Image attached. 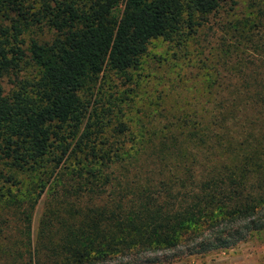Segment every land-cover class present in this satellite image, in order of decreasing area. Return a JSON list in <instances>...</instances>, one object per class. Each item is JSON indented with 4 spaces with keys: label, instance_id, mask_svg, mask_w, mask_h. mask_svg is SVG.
Returning <instances> with one entry per match:
<instances>
[{
    "label": "trees",
    "instance_id": "16d2710c",
    "mask_svg": "<svg viewBox=\"0 0 264 264\" xmlns=\"http://www.w3.org/2000/svg\"><path fill=\"white\" fill-rule=\"evenodd\" d=\"M236 2L0 0V178L16 183L14 172L35 171L44 158L51 165L34 196L35 183L24 200L8 187L1 194L0 211L20 209L22 225L0 223V264H159L264 231V5L254 3L241 29L232 28L235 46L255 59L226 63L229 48L218 43L203 113L178 109L174 121L141 135L156 145L122 151L101 143L103 124L95 111L85 114L80 97L104 70L135 68L152 39L187 36L202 17ZM25 63L37 68L36 79L5 92L3 76ZM115 161L118 174L104 171ZM129 168L133 178L122 176ZM50 175L33 232L31 214ZM83 195L98 203L80 204Z\"/></svg>",
    "mask_w": 264,
    "mask_h": 264
},
{
    "label": "rangeland",
    "instance_id": "374dc122",
    "mask_svg": "<svg viewBox=\"0 0 264 264\" xmlns=\"http://www.w3.org/2000/svg\"><path fill=\"white\" fill-rule=\"evenodd\" d=\"M236 1L234 6L223 4L219 9L202 17L187 36L174 37L171 40L152 39L135 68L127 69L123 73L104 70L92 87L80 92V97L87 107L85 114L95 111L100 119L99 123L103 124L102 135L98 138L101 143L114 141L113 147L122 151H132L137 147H145L144 145H156V140L155 143L144 142L141 135L147 136L152 131H158L166 123L174 121L178 109H195L203 113L201 110L206 108L203 106L205 79L209 74L218 76V43L229 48L226 63H249L255 59L246 45L235 46L237 42L234 40L235 32L232 28L241 29L240 26L255 12L254 3L264 5V0ZM49 37L48 33L43 36L44 39ZM262 60L264 62V57ZM36 77L37 68L32 63H25L20 66L19 71L4 75L1 86L5 92H10L26 82L31 83ZM216 80L218 81V78ZM230 81L233 83L235 78ZM119 124L123 128L118 131ZM67 139L69 141V138ZM69 142L72 146L73 140ZM77 159V156L70 157L64 163L71 167L77 163ZM41 162L42 166L37 167L35 171L14 172L18 179L16 183L10 184L0 178V199L1 194L5 196V188L8 187L12 195L24 200L28 193L32 192L29 185L33 183L37 185L32 194L34 196L40 190L41 182L37 178L43 176L41 172H46L43 179L50 173V162L46 158ZM114 163L104 171L112 169L113 175L118 174L119 162ZM129 170L128 174L122 172V176L133 178L134 169ZM53 176L55 175L48 177L31 214L33 232L49 198L48 186ZM86 198L88 195H83L80 204H84ZM87 202L98 203V200L92 198ZM19 210L12 206L4 207L0 211L1 225H22ZM155 255L162 257L163 254L158 252ZM159 264H264V231L254 233L245 241L225 250L184 255Z\"/></svg>",
    "mask_w": 264,
    "mask_h": 264
}]
</instances>
